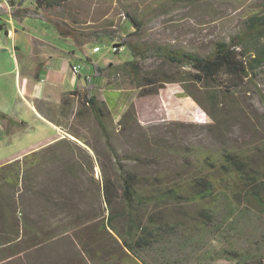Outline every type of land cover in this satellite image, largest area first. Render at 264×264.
<instances>
[{"label": "trees", "instance_id": "16d2710c", "mask_svg": "<svg viewBox=\"0 0 264 264\" xmlns=\"http://www.w3.org/2000/svg\"><path fill=\"white\" fill-rule=\"evenodd\" d=\"M25 1L33 8L25 10L24 14L53 23L60 37L71 38L79 46L93 45L106 38L127 46L132 58L118 65H92L84 87L61 94L56 117L49 121L65 131L67 137L0 166V238H3L0 248L9 245L13 250L14 244L21 243V226L27 229L34 219L21 212L20 197L21 205L22 197L36 196L45 210L81 211L82 206L73 198L88 195L80 183L87 175L90 196L104 206L106 214L98 229L104 232L106 240L113 239L120 245L130 264H149L144 259L146 251L155 256L153 264H214L219 260L232 264H264L263 252L238 250L229 241L235 231L234 220H242L250 214L264 218V149L256 158L231 148L197 156L195 164V161H185V172L177 174L175 170L173 177L160 168L155 148L149 156L134 152L121 155L115 142L116 129L118 133H128L129 124L135 120L132 108L125 107L120 84L110 80L121 77L140 95H147L157 93L166 83H179L184 87L188 79L211 88L210 98L216 103V90L228 95L249 85L259 88V77L264 74V9L243 19L234 34L229 35V41H218L211 52L199 55L168 44H139L131 37L137 34L135 32L121 37L113 31L83 26L75 18L77 14H72L69 0H21V3ZM43 13H54L55 17L50 19ZM124 16L136 31L143 26L130 11H125ZM148 53L174 71H162L160 67L144 69L137 59ZM84 60L90 62L88 57ZM73 66L81 69L80 65ZM104 72L110 81L106 82L104 100H99L94 88L98 87L97 80ZM259 90L264 104V90ZM110 115L117 116L115 127L109 124ZM87 116L93 120L102 150L112 162L110 170L100 169L101 178L97 180L86 173L88 169L93 174L94 162L91 154L80 147L83 143L90 148L97 160L100 154L75 129ZM0 121L7 136L13 127L26 128V122H19L3 112H0ZM49 165H55L53 172ZM41 171L47 178L42 179L43 183L38 182ZM75 216L77 220L82 218ZM53 218L37 216L36 219L50 223L48 219ZM85 223L77 227H84ZM215 242L218 247L212 249L211 257L207 245L213 247ZM15 255L11 252L9 257ZM122 260L121 257L119 264H124ZM124 262L127 264L125 259Z\"/></svg>", "mask_w": 264, "mask_h": 264}, {"label": "rangeland", "instance_id": "374dc122", "mask_svg": "<svg viewBox=\"0 0 264 264\" xmlns=\"http://www.w3.org/2000/svg\"><path fill=\"white\" fill-rule=\"evenodd\" d=\"M68 3L72 14H77L75 18L83 26L113 31L121 37L135 32L137 34L131 37L139 44H168L199 55L211 52L218 41H229V35L234 34L243 19L264 9V0H69ZM125 11H130L142 21L143 26L140 30L136 31L135 26L128 22L124 16ZM52 17L54 19V13ZM25 23L30 31L41 28L37 26L39 20L36 19H26ZM42 32L52 33L48 30ZM1 35L5 37L4 32ZM112 43L106 38L98 41L96 44L100 52L92 55V60L100 62L99 65L102 67H106L109 63L118 65L131 60L132 55L127 46L125 50L115 53L111 49ZM59 44L65 46L63 41ZM79 54L81 65L88 67L82 53ZM8 55L10 51L5 53V57ZM9 61L12 66L11 59ZM137 61L144 69L160 67L162 71H174V68H169L161 59L149 53L141 55ZM66 68L70 73L68 65ZM12 79L13 76L10 75L9 80ZM110 80L120 84L125 107L132 108L135 120V123L129 124L131 129L128 133H118L119 129H116L115 142L121 155L134 152L149 156L152 155L149 152L152 153L151 150L155 148L158 151V163L163 171L170 174L176 170L177 174H183L184 162H193L197 156L231 148L243 150L256 158L261 149H264V104L259 96V89L264 90V74L259 77V88L249 85L228 95H222L221 90H216L217 103L210 98L211 88L188 79L184 81V87L179 83H166L157 93L147 95H140L138 90L132 88L121 77ZM110 80L105 76V72L102 78L97 80L98 87L94 88V93L99 100H104L106 82ZM10 89H12L10 93L13 92V87L10 86ZM60 96L53 98L54 101L58 100L59 103ZM196 101H199L204 108ZM42 102L45 107L37 106L41 114L47 120L56 117L58 103H54L53 100L48 103ZM16 109H21V112L25 110L19 105L8 107L10 111ZM116 117L113 115L108 117L109 124L113 127L117 122ZM21 118L27 122L26 128L21 129V134L3 140V145L0 146V159L19 153L22 156L26 150L57 134L60 135L56 139L68 135L63 130L60 132L48 124L39 123L28 114V111L25 115H21ZM125 123L127 126L128 121ZM75 129L79 134H83L100 154L97 160L90 148L83 143V148L80 147L91 154L94 162L93 174L88 169L86 173L89 176L93 175L96 180L100 179V169L110 170L112 162L106 158L102 150V141L99 140L96 126L90 116H87ZM14 130L16 128L13 127L10 133ZM54 168L55 165H49L51 172ZM46 170L49 172L47 168ZM172 174L171 177L174 176ZM39 175L38 182L43 183L42 179L47 180L44 172L41 171ZM80 183L88 192V195H76L73 198L79 206H82L81 211L45 210L41 206V200L36 196L22 197L21 205L20 197L21 212L35 220L29 223L31 226L27 225V229L21 226L19 237L21 243L14 244L13 250L9 249V245L0 248V264H11V262L12 264H119L121 257L124 264V259L130 264L120 245L113 239L106 240L104 232L100 233L98 229L100 221L106 214L103 212L104 206L100 202H95L94 196H90L91 192L87 189L88 176L83 177ZM75 215L82 218L77 220ZM37 216L54 218L48 219L51 221L48 223L44 219H36ZM82 222H86V225L77 227ZM233 228L235 231L229 241L234 248L250 249L253 252L258 249L264 253V218L259 219L250 214L242 220H234ZM53 237L55 238L53 241L41 243ZM207 246L212 257V251L217 250L218 243L215 242L213 247L210 244ZM11 252L16 254L14 258L9 257ZM154 258L153 253L146 251L144 259L147 263L153 264ZM214 264H232V262L219 260Z\"/></svg>", "mask_w": 264, "mask_h": 264}, {"label": "crops", "instance_id": "0c3cea01", "mask_svg": "<svg viewBox=\"0 0 264 264\" xmlns=\"http://www.w3.org/2000/svg\"><path fill=\"white\" fill-rule=\"evenodd\" d=\"M32 8L33 6L28 1L21 3V0H0V112L19 122H26L21 118V115H25L28 111V114H31L39 123L48 124L61 132V129L41 114L37 106L45 107L42 101L48 103L53 100L54 103H58V100L54 101L53 98L76 87H84L87 82L86 78L89 80L91 75V66L100 63L94 62L91 56L99 53L100 50L93 53L92 48L98 46L97 44L76 45L73 39L58 36L53 23L27 17L24 11L32 10ZM43 14L53 19L51 13ZM26 19L39 20L37 26L41 28H34L33 31L28 30ZM43 30L52 33H43ZM2 32L5 37H2ZM60 41H63L65 46L59 44ZM8 51H10V55L5 57V53ZM79 52L82 53L83 58L90 59V62L84 60L88 67H83L79 62L81 60L78 56ZM72 58L77 60H71ZM10 59L12 66H10ZM75 64L81 66L78 75L73 74L70 68ZM67 65L70 73L66 68ZM10 75L13 76L11 81L9 80ZM10 86L13 87L11 93ZM9 105H19L20 108L23 106L25 110L23 112L21 109L10 111L8 110ZM44 110L47 112L46 109ZM15 134H21V127L16 128L9 136ZM59 135L31 147L22 156L46 146ZM9 136L6 135L4 125L0 121V146L3 145V140ZM22 156L19 153L0 159V164L20 159Z\"/></svg>", "mask_w": 264, "mask_h": 264}, {"label": "built area", "instance_id": "2783aa9c", "mask_svg": "<svg viewBox=\"0 0 264 264\" xmlns=\"http://www.w3.org/2000/svg\"><path fill=\"white\" fill-rule=\"evenodd\" d=\"M125 46L124 45H117L116 43H113L112 44V47H111V49H112V51L113 52H120V51H123V50H125ZM100 50V48H99V46H94L93 48H92V52L93 53H96V52H98ZM71 71L74 73V74H79V72H80V68L78 67V66H73V67H71Z\"/></svg>", "mask_w": 264, "mask_h": 264}, {"label": "water", "instance_id": "95a60500", "mask_svg": "<svg viewBox=\"0 0 264 264\" xmlns=\"http://www.w3.org/2000/svg\"><path fill=\"white\" fill-rule=\"evenodd\" d=\"M70 138H72V137H70ZM73 139V138H72Z\"/></svg>", "mask_w": 264, "mask_h": 264}]
</instances>
